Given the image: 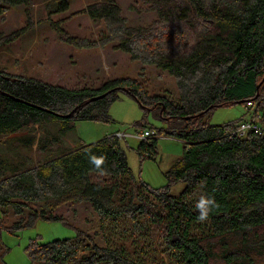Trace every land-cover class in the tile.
<instances>
[{
	"label": "trees",
	"instance_id": "trees-1",
	"mask_svg": "<svg viewBox=\"0 0 264 264\" xmlns=\"http://www.w3.org/2000/svg\"><path fill=\"white\" fill-rule=\"evenodd\" d=\"M33 1L0 0V17ZM142 1L157 17L146 26L131 25L113 0L86 5L80 11L104 25L92 41L65 36L51 19L72 0H46L44 9L66 42L113 43L131 59L167 71L176 80L178 101L149 95L133 78L112 79L97 89L68 88L0 70V144L23 146L19 135L26 131L31 133L27 146L36 143L46 154L47 143L60 140L76 121H109L116 91H124L150 110L157 106L165 121L160 128L138 123L152 131L140 140L139 155L153 149L159 135L184 144L182 156L164 173L167 185L154 189L136 177L114 134L37 163L8 157L5 162L12 163H0V264H6L8 250L2 230L16 235L38 218L66 224L46 213L69 201L93 208L105 244L81 229L72 238H31L24 247L29 264H264V137L232 134L241 119L193 122L215 106L250 101L258 93L251 109L264 127V0ZM57 119L64 121L59 138L40 144L33 130ZM178 182L184 188L174 196L170 187ZM203 197H212L215 207L200 222L196 205ZM7 208L28 215L5 225Z\"/></svg>",
	"mask_w": 264,
	"mask_h": 264
},
{
	"label": "rangeland",
	"instance_id": "rangeland-1",
	"mask_svg": "<svg viewBox=\"0 0 264 264\" xmlns=\"http://www.w3.org/2000/svg\"><path fill=\"white\" fill-rule=\"evenodd\" d=\"M45 1L34 0L30 6L11 7L0 17L1 71L36 77L68 88L97 89L112 79L133 78L149 95L164 96L173 103L178 101L176 80L167 71L131 59L128 54L116 49L113 43L78 47L59 37L58 30L53 28L51 22L58 21L65 36L96 40L104 29L103 23L92 21L80 10L98 0H72L67 11L52 15L51 19L54 21L51 22L47 19L44 9ZM113 1L120 6L123 16L131 25L146 26L157 19L155 11L142 0ZM116 96L117 100L109 107V121H76L74 129L68 131L60 140L55 139L54 143H47L46 154L42 152V148L36 150L38 149L36 143L33 147L27 146L31 133L24 131L19 137L23 139L22 144L25 145L0 144V163L5 165L12 163L5 161L8 157L17 155V159L30 158L31 161L28 159L27 164L37 163L47 156L54 158L73 150L81 143L90 144L119 131L127 135L120 139V144L136 177L154 189L166 186L168 181L164 173L182 156L184 144L171 136L159 135L153 149L150 148L139 155L137 147L140 139L136 136L144 128L138 123L146 122V125L162 127L165 121L159 117L161 110L157 106L153 107L156 108L154 111L145 110L124 91H116ZM252 105L253 103L247 102L215 106L193 122L222 125L225 122L249 118L253 110ZM62 122L64 121L57 119L47 124L45 129L33 130L41 141L40 144H44L52 137L59 138ZM14 151L18 154L13 155ZM183 188L182 182L173 184L170 187V194L177 196ZM27 215V210L22 216H18L11 208H7L4 224L11 225L20 217ZM49 215L64 219L66 224L59 220L38 218L33 226L23 229L16 235L2 230L1 239L8 249L4 255L6 264H29L24 247L31 238L38 237L40 242L72 238L76 236V230L81 229L91 235L98 245L105 244L100 232L99 217L88 203L69 201L46 213V216Z\"/></svg>",
	"mask_w": 264,
	"mask_h": 264
},
{
	"label": "built area",
	"instance_id": "built-area-1",
	"mask_svg": "<svg viewBox=\"0 0 264 264\" xmlns=\"http://www.w3.org/2000/svg\"><path fill=\"white\" fill-rule=\"evenodd\" d=\"M250 104L253 103L252 106H254L255 102L251 101ZM248 132H253L259 136L264 137V127H262L258 121H257V115L252 110V113L249 118H244L239 121L235 129L233 130L232 134H235L239 137L245 136ZM152 135V131L150 130H143L139 134H137V138L140 140H147ZM114 136H116L119 139H122L126 137L127 135L124 132H118L115 133Z\"/></svg>",
	"mask_w": 264,
	"mask_h": 264
},
{
	"label": "clouds",
	"instance_id": "clouds-1",
	"mask_svg": "<svg viewBox=\"0 0 264 264\" xmlns=\"http://www.w3.org/2000/svg\"><path fill=\"white\" fill-rule=\"evenodd\" d=\"M98 164L99 161H96ZM215 207V202L212 197H203L197 203L196 208L198 210L197 219L200 222H204L209 218L210 211Z\"/></svg>",
	"mask_w": 264,
	"mask_h": 264
},
{
	"label": "water",
	"instance_id": "water-1",
	"mask_svg": "<svg viewBox=\"0 0 264 264\" xmlns=\"http://www.w3.org/2000/svg\"><path fill=\"white\" fill-rule=\"evenodd\" d=\"M258 87H259V85L257 86V89H258ZM108 92H110V91H108ZM108 92H105V93L99 94V95H97V96H94V97L90 98V101H94V100L100 99V98L104 97ZM257 97H258V93L252 98V100H250V101H248V100L246 101V100H245L246 102H245L244 100H241V101H238V103H242V102H243V103H244V102H245V103H247V102L249 103V102H251V101L256 100ZM139 104H140V103H139ZM141 106H142V105H141ZM142 107L145 108L147 111H150V109H151V108L144 107V106H142ZM72 112H73V111H72ZM72 112H71V113H72ZM71 113H70V114H71ZM70 114H68V115H66V116H70Z\"/></svg>",
	"mask_w": 264,
	"mask_h": 264
},
{
	"label": "crops",
	"instance_id": "crops-1",
	"mask_svg": "<svg viewBox=\"0 0 264 264\" xmlns=\"http://www.w3.org/2000/svg\"><path fill=\"white\" fill-rule=\"evenodd\" d=\"M117 132H119V131H117ZM117 132H115V133H117ZM122 133V132H121Z\"/></svg>",
	"mask_w": 264,
	"mask_h": 264
}]
</instances>
